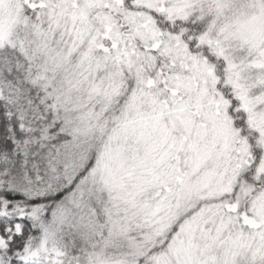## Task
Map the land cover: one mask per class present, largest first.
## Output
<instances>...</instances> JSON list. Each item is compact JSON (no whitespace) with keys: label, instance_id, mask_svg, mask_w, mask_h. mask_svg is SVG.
Here are the masks:
<instances>
[{"label":"snow or ice","instance_id":"1","mask_svg":"<svg viewBox=\"0 0 264 264\" xmlns=\"http://www.w3.org/2000/svg\"><path fill=\"white\" fill-rule=\"evenodd\" d=\"M0 264H264V0H0Z\"/></svg>","mask_w":264,"mask_h":264}]
</instances>
